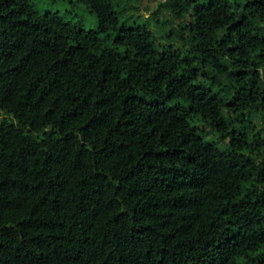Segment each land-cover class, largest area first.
I'll return each mask as SVG.
<instances>
[{"label":"trees","instance_id":"16d2710c","mask_svg":"<svg viewBox=\"0 0 264 264\" xmlns=\"http://www.w3.org/2000/svg\"><path fill=\"white\" fill-rule=\"evenodd\" d=\"M140 1L0 0V264H264V0Z\"/></svg>","mask_w":264,"mask_h":264},{"label":"rangeland","instance_id":"374dc122","mask_svg":"<svg viewBox=\"0 0 264 264\" xmlns=\"http://www.w3.org/2000/svg\"><path fill=\"white\" fill-rule=\"evenodd\" d=\"M31 8L39 14H56L65 22L78 26L80 29L91 32L99 31V23L96 17L83 4L77 0H27ZM165 0H141L137 7L136 15H143L144 18L137 20L140 26H146L154 33L157 45H171L177 49V45L166 40L165 35L171 29V21L168 19L167 13L163 10ZM133 3L129 0H116L118 9L131 6ZM157 14L159 17L156 20H147L145 17H150ZM127 16H121L120 21L124 22ZM163 20V21H162ZM1 119V117H0Z\"/></svg>","mask_w":264,"mask_h":264}]
</instances>
